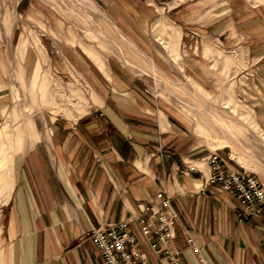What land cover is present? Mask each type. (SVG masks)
<instances>
[{
	"label": "crops",
	"instance_id": "obj_1",
	"mask_svg": "<svg viewBox=\"0 0 264 264\" xmlns=\"http://www.w3.org/2000/svg\"><path fill=\"white\" fill-rule=\"evenodd\" d=\"M91 1L136 44L149 25L169 24L171 36H178L170 41L182 47L179 57L190 58L185 71L200 69L203 42L242 53L240 88L246 96L240 102L264 133V0ZM12 7L39 16L51 32L59 34L65 26L54 6L42 0H14ZM12 37L8 32L7 39ZM78 52L85 56L81 48ZM107 65L112 80L99 82L100 94L89 85L91 105L35 131L15 162L5 203L9 258L12 250L18 253L13 264H103L88 235L124 222L152 264H163L139 231L149 215L143 208H156L159 192L170 197L177 213L173 246L181 264H264V225L240 219L234 199L207 182V156L213 151L231 170L243 165L228 146L211 149L169 103L142 100L122 67ZM257 177L264 184V177Z\"/></svg>",
	"mask_w": 264,
	"mask_h": 264
},
{
	"label": "rangeland",
	"instance_id": "obj_2",
	"mask_svg": "<svg viewBox=\"0 0 264 264\" xmlns=\"http://www.w3.org/2000/svg\"><path fill=\"white\" fill-rule=\"evenodd\" d=\"M42 1L54 6L64 21L59 34L49 31L39 16L15 11L14 0L0 4V264L18 258L15 250L8 255L5 203L23 146L34 139L35 131L47 129L50 120L75 117L91 105L89 85L100 94L99 82L112 80L107 63L122 67L142 100L169 103L211 149L228 146L235 161L264 177V133L252 110L240 102L246 96L240 88L242 53L203 42L200 69L192 73L183 69L190 58L179 57L182 47L170 41L178 36L174 31L171 36L169 24L149 25L136 44L91 0ZM11 31L13 37L7 39ZM80 48L85 56L79 55ZM172 50L174 57L168 56Z\"/></svg>",
	"mask_w": 264,
	"mask_h": 264
},
{
	"label": "built area",
	"instance_id": "obj_3",
	"mask_svg": "<svg viewBox=\"0 0 264 264\" xmlns=\"http://www.w3.org/2000/svg\"><path fill=\"white\" fill-rule=\"evenodd\" d=\"M209 177L207 182L215 185L234 199L240 219H257L264 225V184L249 170L235 171L224 166L216 151L207 156ZM158 206H145L148 219L139 231L148 249L163 264H181L179 250L173 246L174 226L177 213L170 197L163 192L157 194ZM88 237L103 264H152L137 235L127 222L98 227ZM195 252L192 239L186 240ZM200 260H202L200 258Z\"/></svg>",
	"mask_w": 264,
	"mask_h": 264
},
{
	"label": "bare ground",
	"instance_id": "obj_4",
	"mask_svg": "<svg viewBox=\"0 0 264 264\" xmlns=\"http://www.w3.org/2000/svg\"><path fill=\"white\" fill-rule=\"evenodd\" d=\"M247 170V169H246Z\"/></svg>",
	"mask_w": 264,
	"mask_h": 264
}]
</instances>
